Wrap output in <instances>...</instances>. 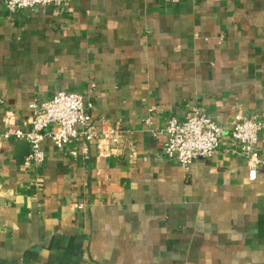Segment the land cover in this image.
<instances>
[{"label": "crops", "instance_id": "1", "mask_svg": "<svg viewBox=\"0 0 264 264\" xmlns=\"http://www.w3.org/2000/svg\"><path fill=\"white\" fill-rule=\"evenodd\" d=\"M61 92L82 95L97 126L119 123L124 148L86 157L82 141L48 139L34 167L21 142H0V264H264V169L251 180L231 138L235 116L256 118L264 158V0L14 13L0 0V129L30 130L29 106ZM192 110L223 136L186 171L155 132Z\"/></svg>", "mask_w": 264, "mask_h": 264}, {"label": "built area", "instance_id": "2", "mask_svg": "<svg viewBox=\"0 0 264 264\" xmlns=\"http://www.w3.org/2000/svg\"><path fill=\"white\" fill-rule=\"evenodd\" d=\"M70 0H3L7 10L14 13L37 6H53L63 8ZM91 106H89L90 108ZM85 105L84 97L72 92H61L47 102L31 104L30 125L28 131L17 126H6L0 129V142H27L28 154L25 164L41 166L46 159L43 145L51 140L54 147L62 150L73 142L82 141V152L88 156L89 148L96 144L102 156H110L123 150L125 132L120 124L103 122L97 126ZM149 123V120H146ZM56 130L49 131L51 126ZM262 124L256 118L237 115L234 118L231 132L232 141L239 145L240 153L249 162V178L255 180L257 171L264 168V158L258 152ZM155 135L166 136L164 155L175 160L186 171L190 170L197 158H211L218 152L223 136L219 124L212 118L192 110L182 121L172 118L165 129L155 132ZM71 156H77L76 150L70 151ZM131 155L135 156L134 150Z\"/></svg>", "mask_w": 264, "mask_h": 264}, {"label": "water", "instance_id": "3", "mask_svg": "<svg viewBox=\"0 0 264 264\" xmlns=\"http://www.w3.org/2000/svg\"><path fill=\"white\" fill-rule=\"evenodd\" d=\"M21 146H26V148H29V145H28V143H27V142H25V141L21 142ZM260 169H261V168H260ZM262 169H264V168H262Z\"/></svg>", "mask_w": 264, "mask_h": 264}]
</instances>
